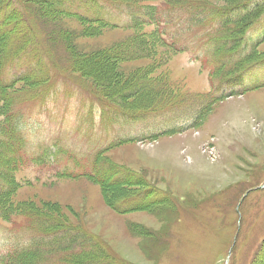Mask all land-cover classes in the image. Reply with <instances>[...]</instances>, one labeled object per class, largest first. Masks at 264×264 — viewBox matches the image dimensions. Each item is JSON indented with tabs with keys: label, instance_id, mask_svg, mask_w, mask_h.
I'll return each instance as SVG.
<instances>
[{
	"label": "rangeland",
	"instance_id": "374dc122",
	"mask_svg": "<svg viewBox=\"0 0 264 264\" xmlns=\"http://www.w3.org/2000/svg\"><path fill=\"white\" fill-rule=\"evenodd\" d=\"M216 1L232 10L226 16L207 15L202 33L182 26L192 18L191 7L174 5L177 19L168 31L176 32L178 46L186 49L176 56L145 37L149 28L129 30L139 26L125 5L162 11V0H14L12 13L8 5L0 8V33L11 32L0 35V62L6 48L11 59L16 57L1 69L0 84L19 74L36 82L8 91L0 129L20 120L29 154L58 158L43 166H20L8 180L0 176V255L15 247L12 242L24 249L34 234L42 239L46 234L40 228L52 223L62 229L60 237L66 234L76 243L64 244L50 234L41 248L45 258H36V264H52L44 260L57 251L64 259L71 251L66 262L72 264H264V40L236 69L227 71L228 54L222 56L224 79L254 66L233 87L219 90L220 80L214 81L215 96L233 90L238 95L217 104L193 130L149 137V130L159 131L160 121L171 119L168 113L113 126L121 116L114 108L139 117L168 105L169 93L182 94L187 103L192 91H210L208 76L218 60L212 39H227L221 42L224 50L232 41L234 55L264 39V8L258 11L264 0ZM227 16L235 34L208 39L206 34ZM251 24L245 40L242 29ZM133 37L157 54L130 59ZM242 83L249 89L243 95ZM127 137L137 141L126 143ZM10 139L7 133L0 143ZM94 156L92 166L105 178V187L95 176L56 177L64 169L76 172L73 159L90 172ZM0 157L12 155L0 150ZM128 194L136 196L122 200ZM147 201L149 208L140 211ZM45 215L56 223L45 222ZM21 258L12 255L9 264H21Z\"/></svg>",
	"mask_w": 264,
	"mask_h": 264
},
{
	"label": "trees",
	"instance_id": "16d2710c",
	"mask_svg": "<svg viewBox=\"0 0 264 264\" xmlns=\"http://www.w3.org/2000/svg\"><path fill=\"white\" fill-rule=\"evenodd\" d=\"M217 2L218 1H216V0L215 1H213V0H192V1L191 0H165V3L170 4L172 6H174L175 4H190V3H195V4H199V5H197V7H199V6L206 7V9L205 8H203V9H197L195 11V16L196 17H200L205 12L210 11L214 6L215 7H220V6L216 5ZM6 3H7V1H5L3 4H1L0 5V8L3 7V6H5ZM239 3H240V1H238V4ZM220 8L232 9V7H230L228 5H223V4H222V7H220ZM258 11H260V10H258ZM248 18H249V16H247L245 19H248ZM5 31H8V30H5ZM5 31H1L0 35L2 36V33L5 32ZM244 31L242 32V34L244 33ZM233 32H234L233 30H227L226 31V35H229V34H231ZM9 33H11V32H9ZM145 37L147 39H149L150 41H152L153 44H154V46H156L158 49L164 48L166 46V42L157 33H154L152 36L145 35ZM130 50H131V53H129V54H131L130 57H129L130 59H135V58H150V57H152V56H154V55L157 54V53H153V54L150 53L149 49L146 46H144L143 43L141 42V40L138 39L137 37H133V39H132V41L130 43ZM5 51H7V53L1 55L2 60L0 62V71H1L2 68H4L5 64H7L6 63L8 61L7 60V57H8V55H9V53H10L11 50H7V48H6ZM152 70H156V66H154ZM152 70L146 72V74L147 75L151 74L152 73ZM23 80H25V79H23ZM25 83H26V86L27 85L36 84V83L30 82L29 80H25ZM14 86H15V84L14 85H5V86H2V84H0V90L2 92L0 94V108H8L9 107L10 99H8L6 97V95L9 94L8 91L10 89H13ZM162 95H163V92L161 93L160 96H162ZM179 97H180L179 94L178 95H173L172 93H169L167 95V97H166V98H168V100H170V102L168 103V105L172 104L174 101H177V99ZM168 105H166V106H168ZM211 109H213V105H211L209 108H207V110L200 116V119L196 122V124L199 123V122H201L209 114V112H210ZM146 111H150V110H145V112ZM12 134L13 135H12L11 143H10V145L7 148L9 150V152L14 153L18 149H20L21 142H20V139L17 136L16 132L13 129H12ZM3 137H4V135H1L0 136V138H3ZM0 150H4V152L7 153L6 152V149H5V147L3 145H0ZM12 159H14L15 161L17 160L16 157H12ZM12 166H13V164L8 159V157H6V158L0 157V176L8 180L9 175L12 174V172L15 170V167H12ZM109 168H110V165L109 164H106V169H109ZM108 177H109V173H108ZM95 179H96V181L98 183L101 184L102 187H105L107 185L106 184V181H105V178L104 177L103 178L100 177V174L98 172V168L97 167H96ZM2 193H3V191H0V195ZM142 193H146V196H148L149 198L151 196L147 190H145V191L143 190ZM135 196L136 195H134V194H131V195L128 194L122 200H130L132 197H135ZM136 198H138V197H136ZM147 205L148 204L140 207L139 209L140 210H144L146 208H149L148 207L149 205L148 206ZM45 216L48 219L45 222H47V221L55 222V220H52L51 217H48L47 215H45ZM43 225L44 226H42L40 229L42 230V232H45V233H48V234H55L59 230H62V229H59L58 228L57 224L55 225V224L49 223V224H46V225L43 224ZM54 241L58 243V241H56V240H54ZM44 242L45 241H40V242L38 240L37 241H34L33 250L22 251V252L18 253L17 255H21L22 254L21 261H24V262H21V264H31L30 263V259L31 258H33V263L32 264H36V262H35L36 258H38V259L39 258H45L44 254L42 253V249H41ZM67 242L68 241H64V244H66ZM93 242H95L94 239H93ZM75 243L76 242H72L71 241V244L70 245H73ZM99 248L102 251V249H101L100 246H99ZM38 252H39V255L37 256V253ZM70 252L69 253H65L66 254L65 255L66 256V259H64L61 255L58 256V251H57L54 257H48L44 261H51L52 264H54V263H58V264H72V260L70 258H69L70 259L69 262L68 263L66 262L67 261V257L70 254ZM70 256H73L76 261H78V259H79V256H78L77 253H74L73 252ZM60 257L63 258V259H60ZM6 262H7V264L10 263L9 260H7ZM41 262H43V261H41ZM41 262H39V263H41Z\"/></svg>",
	"mask_w": 264,
	"mask_h": 264
}]
</instances>
